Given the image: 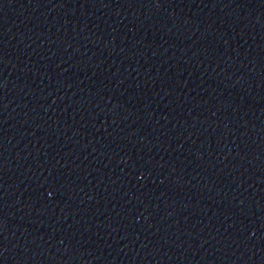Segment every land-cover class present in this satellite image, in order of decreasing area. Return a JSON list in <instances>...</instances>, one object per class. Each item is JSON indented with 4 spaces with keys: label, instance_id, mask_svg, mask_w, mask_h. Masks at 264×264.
<instances>
[{
    "label": "water",
    "instance_id": "water-1",
    "mask_svg": "<svg viewBox=\"0 0 264 264\" xmlns=\"http://www.w3.org/2000/svg\"><path fill=\"white\" fill-rule=\"evenodd\" d=\"M0 264H264V0H0Z\"/></svg>",
    "mask_w": 264,
    "mask_h": 264
}]
</instances>
